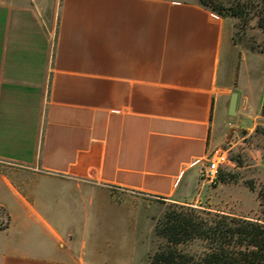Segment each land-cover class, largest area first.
Segmentation results:
<instances>
[{
    "label": "crops",
    "instance_id": "obj_1",
    "mask_svg": "<svg viewBox=\"0 0 264 264\" xmlns=\"http://www.w3.org/2000/svg\"><path fill=\"white\" fill-rule=\"evenodd\" d=\"M234 33L196 0H0V264H135V214L202 206L264 106Z\"/></svg>",
    "mask_w": 264,
    "mask_h": 264
},
{
    "label": "trees",
    "instance_id": "obj_2",
    "mask_svg": "<svg viewBox=\"0 0 264 264\" xmlns=\"http://www.w3.org/2000/svg\"><path fill=\"white\" fill-rule=\"evenodd\" d=\"M196 1L223 18L243 19L247 15V5L240 2L227 5L224 0ZM257 17L259 28L264 30V0ZM218 181L237 183L234 174H225L222 169ZM247 184L255 190L253 182ZM259 198L263 207V192H259ZM155 235L159 244L150 255V264H264V218L171 204L156 223Z\"/></svg>",
    "mask_w": 264,
    "mask_h": 264
},
{
    "label": "rangeland",
    "instance_id": "obj_3",
    "mask_svg": "<svg viewBox=\"0 0 264 264\" xmlns=\"http://www.w3.org/2000/svg\"><path fill=\"white\" fill-rule=\"evenodd\" d=\"M224 1L227 5L237 2L247 5V15L243 19L232 18L235 21V42L243 49L264 53V30L259 28L257 17L262 0ZM260 67L253 96L257 100L262 98L264 87V63ZM261 109L262 105L258 101L253 103L248 115L243 118V126L248 130L238 134L232 131L224 138L226 141L214 150L227 152L232 162L231 165L222 167V171L225 174H234L237 183H221L218 187L210 188L208 199L198 208L247 218H264V206H261L262 201L259 198V192L264 193V169L259 165L261 156L264 155V123L257 122L255 128L249 130L256 115L261 113L258 120L264 122ZM250 182L255 184L254 191L248 187L247 183ZM169 205L171 204H157L147 214H133V223L128 230L133 233L132 237L136 242L135 264H150V255L157 250L159 244L155 235L156 223L164 216Z\"/></svg>",
    "mask_w": 264,
    "mask_h": 264
},
{
    "label": "built area",
    "instance_id": "obj_4",
    "mask_svg": "<svg viewBox=\"0 0 264 264\" xmlns=\"http://www.w3.org/2000/svg\"><path fill=\"white\" fill-rule=\"evenodd\" d=\"M231 159L225 151H214L210 158L207 168L201 174V180L204 184L214 186L220 183L219 173L222 167L231 165ZM4 163V162H0Z\"/></svg>",
    "mask_w": 264,
    "mask_h": 264
},
{
    "label": "water",
    "instance_id": "obj_5",
    "mask_svg": "<svg viewBox=\"0 0 264 264\" xmlns=\"http://www.w3.org/2000/svg\"><path fill=\"white\" fill-rule=\"evenodd\" d=\"M239 96H240L239 92H235L234 98H233L232 104H231V111H230L231 115H236V110H237L238 103H239Z\"/></svg>",
    "mask_w": 264,
    "mask_h": 264
}]
</instances>
